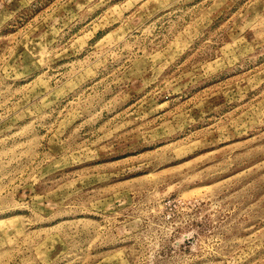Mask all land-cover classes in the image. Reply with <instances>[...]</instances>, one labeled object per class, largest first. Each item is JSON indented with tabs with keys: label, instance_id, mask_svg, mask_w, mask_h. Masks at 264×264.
I'll list each match as a JSON object with an SVG mask.
<instances>
[{
	"label": "rangeland",
	"instance_id": "374dc122",
	"mask_svg": "<svg viewBox=\"0 0 264 264\" xmlns=\"http://www.w3.org/2000/svg\"><path fill=\"white\" fill-rule=\"evenodd\" d=\"M0 264H264V0H0Z\"/></svg>",
	"mask_w": 264,
	"mask_h": 264
}]
</instances>
